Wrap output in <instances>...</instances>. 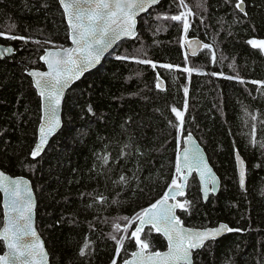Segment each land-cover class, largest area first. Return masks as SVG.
I'll use <instances>...</instances> for the list:
<instances>
[{"label": "trees", "instance_id": "obj_1", "mask_svg": "<svg viewBox=\"0 0 264 264\" xmlns=\"http://www.w3.org/2000/svg\"><path fill=\"white\" fill-rule=\"evenodd\" d=\"M186 3L195 13L189 17L187 38L212 45L216 62L205 48L195 57L187 56L183 25L155 18L157 13L181 10L173 0H163L150 10L151 16L138 20L136 39L118 43L96 70L68 91L62 130L34 161L30 153L40 122V99L24 70L43 69L39 57L45 49H55L53 44L69 46L68 28L57 0H0V32L31 38L25 43L0 37V45L14 48L12 57L0 60V171L31 182L36 228L50 264H111L113 259L121 264L137 250L134 240H126L116 256L108 234L115 218L134 216L168 190L176 158L172 125H179L172 107L184 112L182 140L189 132L194 136L221 181L219 193L204 203L193 176L179 199L192 201L193 207L190 213L178 209L177 216L188 228L224 223L243 230L208 243L196 264H264V149L259 143L253 147L247 135L255 123L257 141H264V124L259 123L264 119V94L256 90L258 85L224 78L264 81V52L247 43L264 40V0H245L247 15L224 0H207V11L196 6L198 0ZM117 55H142L156 67L118 60ZM164 64L173 67H161ZM186 68L200 71L189 73ZM158 79L163 89L157 87ZM236 151L246 163L245 191L237 182ZM141 236L150 241L151 251L166 249L152 229ZM86 238L90 248L81 257ZM3 251L0 241V255Z\"/></svg>", "mask_w": 264, "mask_h": 264}, {"label": "snow or ice", "instance_id": "obj_2", "mask_svg": "<svg viewBox=\"0 0 264 264\" xmlns=\"http://www.w3.org/2000/svg\"><path fill=\"white\" fill-rule=\"evenodd\" d=\"M161 0H59V5L63 9V16L67 21L68 36L72 47H57L53 44L55 51L44 50V54L39 59L47 66V71H30L28 75L33 77L34 86L41 98L43 114L40 117L38 127V140L35 143L30 155L32 160L41 157L45 146L49 144L50 138L62 128V121L59 114L61 98L64 96L65 89L75 80L98 64L101 57L117 41L124 39L137 38V18L141 13L152 15L149 10H155ZM177 7L181 9L177 14L157 13V20H172L183 25V32L188 33L191 22L189 17L194 16L186 0H173ZM225 4L232 5L234 8L247 15L245 11V0H224ZM207 0H198L197 7L207 11ZM47 7V4L43 5ZM147 23V20H145ZM203 23V20H201ZM0 37L7 40H20L28 43L30 37L16 35L14 33L0 32ZM183 39V37H182ZM32 43L45 44L52 43L49 40H32ZM253 48H259L264 52V40L250 39L247 41ZM195 45V46H194ZM183 46V45H182ZM208 49L211 52L212 62H216V55L212 45L200 44L199 41H188V48L191 54L195 55L199 48ZM139 52L140 50H136ZM14 54L11 47L0 48V58ZM118 60H134L138 64H156L151 60L140 56L117 55ZM161 67L171 69L173 65L164 64ZM231 67V65L229 66ZM199 72V69H184ZM212 75H218L213 72ZM219 75H223L220 73ZM225 79H236L241 84L251 83L258 85L257 91L264 94V81H245L239 76H225ZM157 87H160L159 79ZM187 95V89H185ZM187 102H185V110ZM89 108V112H91ZM245 115L251 121H257L256 115L248 113L244 109ZM171 112L175 115L179 125H170L176 128V158L174 173L168 190L163 197L151 203L148 207L142 208L132 217H117L113 221V232L109 233V238L115 242V254L119 256L125 246L126 240H134L137 251L131 253L132 259H125L123 264H196V256L207 246L208 241H215L223 233L241 232L240 228H232L227 224L221 223L215 228L192 229L182 225L181 218L176 215V210L191 212L193 202L187 199L178 200L177 197L185 196V189L189 175L196 172L200 179V189L207 199L209 192L215 193L218 180L213 174L209 164L205 160L201 149L193 140L189 132L183 137L184 112L172 107ZM245 126H249V120L245 119ZM259 123L264 124V119ZM83 134V131H82ZM249 143L255 147L258 143L264 149V141H257V126L255 123L250 125L247 134ZM127 147V145H126ZM105 164L108 163V156L103 157ZM237 167L239 169V184L243 190L245 188V172L240 167L243 164L240 156H236ZM259 166V165H258ZM34 168L35 165H30ZM125 181V177H120ZM126 182V181H125ZM29 182L23 178L12 179L0 171V191L4 194L3 227L0 228V241L3 242L7 251L0 255V264H47V253L44 245L40 241L35 228L33 227L32 216L35 203L33 193L28 186ZM84 194H82L83 196ZM90 195V194H89ZM106 199L101 197V200ZM91 207V205H88ZM118 221H124V225ZM135 224V230L129 229ZM146 226H151L152 230L161 233L167 240V251H151L150 241L142 238ZM150 235V233L146 234ZM90 248L87 238L84 245L80 248L79 255H87L86 249ZM111 264H117L113 259Z\"/></svg>", "mask_w": 264, "mask_h": 264}, {"label": "water", "instance_id": "obj_3", "mask_svg": "<svg viewBox=\"0 0 264 264\" xmlns=\"http://www.w3.org/2000/svg\"><path fill=\"white\" fill-rule=\"evenodd\" d=\"M162 1H163V0H161V2H162ZM57 2H58V5H59V0H57ZM161 2H160V3H161ZM157 6H158V5H157ZM157 6H155V7H157ZM59 7H60V5H59ZM60 9H61L62 12H63V9H62L61 7H60ZM150 10H151V9H150ZM150 10H149V11H150ZM240 13H241V14H244V13H242V12H240ZM145 14H147V13H141V14H140V17L137 18V21H138L143 15H145ZM64 20H65V24H66V26H67V21H66L65 17H64ZM67 28H68V26H67ZM137 29H138V23H137ZM187 34H188V33H187ZM187 34H185V33L183 34V45H184V47H185L186 54H187L188 57H195V56H197V55L199 54V52H200L202 49H204V48H203V47L199 48V49L197 50L196 54H195V55H192V54H191V50L188 48V41H199L201 45L204 44V43H203L202 41L198 40V39H188V38H187ZM124 40H134V39H124ZM124 40L117 41V43L114 44L112 48H110L107 52H105V54L101 57V60H100V62H99L98 64L94 65L92 68H90L88 71H86V72L80 77V79L73 81V82H72V83H71V84L65 89V91H64V96L61 98V106H60V110H59V114H60V117H61V121H62V108H63V103H64V100H65V97H66L68 91H69V90H70V89H71V88H72L77 82H79V81H80L85 75H87L88 73L93 72L94 70H96V69L101 65V63H102V61L105 59V57H106L109 53H111V52L113 51V49L115 48V46H116L118 43H120V42H122V41H124ZM68 41H69V46H67V47H65V48H70V47L73 46L72 43H71V40H70L69 36H68ZM194 46H195V45H194ZM8 47L13 48L12 46H4V45H0V48H8ZM13 49H14V48H13ZM48 50H50V51H55L56 49H48ZM43 54H44V53H43ZM43 54H42V55H43ZM12 56H13V54H11V55H7V56H5L4 58H0V60H4V59H6V58H10V57H12ZM39 62L41 63L43 69H28V68H25L24 73H25V75L30 79V81H31V83H32V86H33V88H34V90H35V92H36L38 98L40 99V113H41V115H42L43 112H42V107H41V98H40V96H39V94H38V91H37L36 87L34 86V80H33V77H31L30 75H28V73H29L30 71H47V66H46V65H45L40 59H39ZM159 84H160L159 89H163V88H164V85H163V83H162V81H161L160 79H159ZM41 115H40V117H41ZM39 124H40V122H39ZM38 127H39V125H38ZM38 127H37V132H36V141H35V143H36L37 140H38ZM62 127H63V122H62ZM61 130H62V128H61L60 130H58V132H57L53 137L50 138V142H49V144L51 143V141L57 136V134H58ZM192 137H193V140H194V142L196 143V145L201 149V152H202V154H203L205 160H206L207 163L209 164V167L211 168L213 174L217 177V180H218V184H217V190H216V192H215V193L209 192L207 199H205L204 194L201 192V189H200V179H199L198 174H197L196 172H192V173L189 175L188 181H189L193 176L196 178V180H197V182H198L199 192H200V195H201L202 201H203L204 203H206V202L209 200V198H210L211 196H214V197H215V196L219 193V191H220V187H221V181H220L218 175L216 174V172L214 171V169L211 167V165H210V163H209V160H208V157H207V155H206L204 149L200 146V144H199L198 141L194 138L193 135H192ZM182 141H183V140H182ZM35 143H34V145H33V148H34V146H35ZM49 144L45 146V150L42 152L41 156L44 154V152H45L46 149L48 148ZM33 148H32V149H33ZM31 151H32V150H31ZM237 155H239V154H238V152L236 151V152L234 153V155H233V158H234V166H235V172H236L237 182H238V186H239V188H240V184H239V169H238V167H237V162H236V156H237ZM239 156H240V155H239ZM30 158H31V155H30ZM38 158H40V157H38ZM38 158H37V159H38ZM240 158H241V160L243 161V164L240 165V167H241V168L244 170V172H245V188H246V172H247V170H246V163L244 162V160L242 159L241 156H240ZM31 159H32V158H31ZM3 173H4V172H3ZM4 174H5V173H4ZM5 175L8 176V177H10V178H12V179L23 178L24 180H27V181L29 182L28 186H29V188H31V190H32V193H33V200H34V203H35V207H34V209H33V216H32L33 227L35 228V230H36V232H37V235H38L40 241H41L42 244L44 245V250H45V252L47 253V264H50L49 255H48V252H47V250H46V247H45L44 241H43V239L41 238V236L39 235V233H38V231H37V228H36V207H37V202H36V197H35V194H34V191H33V188H32V184H31V182H30L28 179L24 178V177H12V176H9V175H7V174H5ZM187 185H188V182H187ZM245 188H244L243 190H242L241 188H240V189H241L242 191H245ZM186 190H187V187H186V189H185V194H186ZM0 196H1V209H2V225H1L0 228H2V227H3V220H4V217H3V212H4V208H3V205H4V194H3L2 191H0ZM180 198H182V197H177L178 200H179ZM177 211H178V209L176 210V215H177ZM220 224H221V223L217 224V225L214 226V227H208V228H215V227H218ZM182 225H183V223H182ZM135 226H136V225H135ZM183 226H184V225H183ZM184 227H186V226H184ZM148 228L151 229V226H146V227H145V229H148ZM186 228H188V227H186ZM145 229H144V230H145ZM192 229H193V228H192ZM134 230H135V227H134ZM153 231H154L158 236H160V237L164 240V242H165L166 249H165L164 251H162V252L167 251V240L165 239V237H164L161 233H158V232H156L155 230H153ZM229 234H231V233H223V234H221V236H219L215 241H218V240L222 239L223 237H225V236H227V235H229ZM215 241H208L207 244L210 243V242H215ZM1 242H2V241H1ZM2 244H3V242H2ZM3 248H4V251H3V253H2L1 255H3V254L7 251V248L5 247L4 244H3ZM136 251H137V250H136ZM131 259H132V257L130 256L129 260H131ZM121 264H123V263H121Z\"/></svg>", "mask_w": 264, "mask_h": 264}, {"label": "flooded vegetation", "instance_id": "obj_4", "mask_svg": "<svg viewBox=\"0 0 264 264\" xmlns=\"http://www.w3.org/2000/svg\"><path fill=\"white\" fill-rule=\"evenodd\" d=\"M188 39H195V38H188Z\"/></svg>", "mask_w": 264, "mask_h": 264}]
</instances>
